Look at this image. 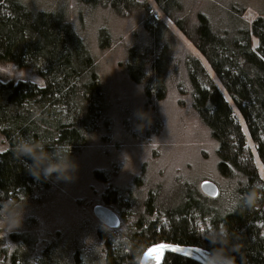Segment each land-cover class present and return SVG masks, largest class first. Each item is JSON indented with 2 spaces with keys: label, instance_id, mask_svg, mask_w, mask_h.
<instances>
[{
  "label": "trees",
  "instance_id": "1",
  "mask_svg": "<svg viewBox=\"0 0 264 264\" xmlns=\"http://www.w3.org/2000/svg\"><path fill=\"white\" fill-rule=\"evenodd\" d=\"M153 1L204 61L183 51L176 57V37L148 0H73L86 11L104 9L138 20L145 42L125 49L121 68L149 103L163 100L168 85L177 92L184 86L190 107L217 143L224 189L207 196L181 178L166 187L146 181L141 168L131 186L108 184L102 193L101 204L120 217L117 228L100 223L91 245L81 234L56 233L42 242L26 229L7 238L0 234V264H138L146 247L160 241L212 253L220 247L221 230L228 233L229 249L236 246L229 252L236 264H264V178L256 165L264 172V13L247 22L240 0H212L192 12L184 0ZM56 2L45 8L32 0H0V60L31 65L45 82L0 80V133L8 142L0 151V221L54 183L56 172L45 178L41 171L37 178L30 171L32 158L16 155L22 137L43 143L46 152L60 157L61 167L65 155L72 158L108 128V97L95 57L67 19L70 0ZM97 30L99 47L109 46L107 28ZM251 36L257 38L255 47ZM94 174L108 182L106 172ZM250 190L258 194L251 206L244 201ZM214 239L217 243H210ZM161 264L203 263L169 252Z\"/></svg>",
  "mask_w": 264,
  "mask_h": 264
},
{
  "label": "rangeland",
  "instance_id": "2",
  "mask_svg": "<svg viewBox=\"0 0 264 264\" xmlns=\"http://www.w3.org/2000/svg\"><path fill=\"white\" fill-rule=\"evenodd\" d=\"M32 1L39 7L54 6L53 0ZM240 1L245 4L243 17L247 22L264 13V0ZM148 2L176 37V57L180 59L183 51L204 61L193 43L158 11L154 1ZM184 2L185 9L192 12L212 0ZM67 19L86 39L95 57L98 74L108 97V128L102 137L92 138L86 147L70 158L75 169L60 174L70 175L72 179L58 178L56 173L48 192L39 195L36 201L23 209L11 211L0 221L1 236L7 238L12 231L26 229L42 242L53 238L56 233L62 236L81 234L91 245L94 241L93 230L101 223L92 210L96 204H101V196L107 185L129 187L141 168H144L146 181H160L166 187L181 178L194 182L199 189L203 180L224 189L227 181L217 169V143L190 107L189 97L183 94L184 86L177 92L173 85H168L167 96L163 100L149 103L141 86L132 82L121 68L125 49L145 42L138 20L133 15L121 18L104 9L86 11L78 8L73 0L68 5ZM102 25L111 36V43L105 48L98 45L97 28ZM251 43L255 47L257 38L251 36ZM214 79L226 100L234 107L225 89ZM0 80L30 81L40 86L45 83L33 66L19 67L12 61L1 60ZM180 82L184 85L183 79ZM140 113H144L143 118ZM7 149L8 142L0 133V151ZM256 165L264 178L261 165L258 162ZM65 167L63 163L60 168ZM112 170L114 174L110 176L107 171ZM95 171L106 172L108 182L98 179Z\"/></svg>",
  "mask_w": 264,
  "mask_h": 264
},
{
  "label": "clouds",
  "instance_id": "3",
  "mask_svg": "<svg viewBox=\"0 0 264 264\" xmlns=\"http://www.w3.org/2000/svg\"><path fill=\"white\" fill-rule=\"evenodd\" d=\"M139 115L141 118L144 117V113H140ZM15 153L18 157L30 156L32 158L33 164L29 167L32 174L37 178H39L42 171L45 178H47L53 172H56L58 174V178H63L66 180L72 179L70 175L60 174L62 171L69 173L70 169L74 170L76 167L75 164L69 159V155H65L64 163L66 167L61 169L58 166L60 163V157L53 156L46 152L43 143L39 141L22 137L16 145ZM257 197L258 194L256 191L250 190L244 195V201L247 205L251 206L255 203ZM210 243H217V240H211ZM219 244L220 247L216 248L211 254H208V250H205L203 264H236L235 256L229 254L230 251L236 250V246L233 245L231 249H229V236L226 230H221L219 235Z\"/></svg>",
  "mask_w": 264,
  "mask_h": 264
},
{
  "label": "water",
  "instance_id": "4",
  "mask_svg": "<svg viewBox=\"0 0 264 264\" xmlns=\"http://www.w3.org/2000/svg\"><path fill=\"white\" fill-rule=\"evenodd\" d=\"M200 190L205 195L211 197L216 196L218 193L217 186L208 180H203L200 183ZM92 211L97 220L100 221L103 225L111 228H117L119 226L120 217L111 208L103 204H96L93 207ZM177 249H179V251H177ZM169 252H174L188 257H192L203 263L205 249L195 245H181L167 241H160L146 247L140 257L138 264H146L149 256H151L152 254L158 256V259L155 261L154 264H161L166 254ZM208 254L211 253L208 252Z\"/></svg>",
  "mask_w": 264,
  "mask_h": 264
},
{
  "label": "bare ground",
  "instance_id": "5",
  "mask_svg": "<svg viewBox=\"0 0 264 264\" xmlns=\"http://www.w3.org/2000/svg\"><path fill=\"white\" fill-rule=\"evenodd\" d=\"M157 259H158V256L152 254L151 256H149L146 264H154Z\"/></svg>",
  "mask_w": 264,
  "mask_h": 264
},
{
  "label": "snow or ice",
  "instance_id": "6",
  "mask_svg": "<svg viewBox=\"0 0 264 264\" xmlns=\"http://www.w3.org/2000/svg\"><path fill=\"white\" fill-rule=\"evenodd\" d=\"M177 251H179V249H177Z\"/></svg>",
  "mask_w": 264,
  "mask_h": 264
}]
</instances>
